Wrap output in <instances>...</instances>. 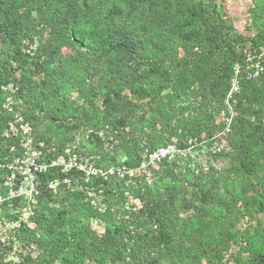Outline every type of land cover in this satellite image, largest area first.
<instances>
[{
  "label": "trees",
  "instance_id": "trees-1",
  "mask_svg": "<svg viewBox=\"0 0 264 264\" xmlns=\"http://www.w3.org/2000/svg\"><path fill=\"white\" fill-rule=\"evenodd\" d=\"M33 1L32 7L36 11H45L43 2ZM97 1L69 0L65 10L50 13L48 23L51 34L59 35L61 39L67 37L65 40L78 53L84 49V52L106 63L100 78L106 89V98H110L106 103L109 108L107 119H114L115 126L123 125L126 115L118 120L110 116L111 111L125 108V101L121 104L112 98H121L120 90L128 88L138 97L148 98L146 119L150 120L154 137L162 139V132L169 130L171 135L166 137L167 141L172 135H180V127L182 135L188 133L198 135V138L202 129H207L206 138L210 139L213 132L205 126V114L212 116L220 111L223 98L231 87L234 67L238 73L243 72L246 59L243 44L249 41L254 47L259 40L264 44V29L260 30L259 38L235 34L232 23L219 12L215 0H121L123 4L112 0L109 5L101 6ZM16 2L18 0H10L15 4L0 9V34L11 37L6 50L8 60L1 62L0 58V134L4 128L8 129L12 115L5 110L4 105L9 103L6 95L11 96V107L21 112L25 104L21 99L26 98V92L23 93L26 75H14L26 59L14 38L21 31L22 22L21 14L15 17ZM250 11L259 16L257 12ZM252 22L257 24L255 18ZM82 23L86 28L79 27ZM2 47L0 44V54ZM40 54L38 52L37 56L31 57L33 69H29L30 72H47V57L41 59ZM7 61L15 63V66L8 67ZM34 82L36 86L45 83ZM28 83L30 86L32 80L29 79ZM9 85L15 89L13 96L7 90ZM190 90L198 93L200 101L196 109L203 113L194 119L174 116L171 114L173 107L161 100H171L172 94L182 96ZM234 98L237 99L238 116L229 121L231 129L227 132L234 151L231 156L235 160L231 169L241 171L242 195L255 191L246 196L242 205L264 212V72L257 80H241L240 91L234 94ZM38 99L29 100L32 102L29 112L23 110L27 119L37 120L34 112ZM255 104L258 105L257 110L252 108ZM39 110L43 112L44 106L39 105ZM158 122L160 126L156 127ZM18 139L19 136L0 135V164L19 153L18 146L10 150ZM38 139L49 142V137ZM117 139L119 145H115L108 164H104L108 153L102 150L104 141H101L100 157L95 162L103 166L104 173L87 181L84 173L76 169L64 174L60 167H51L39 173L40 194L26 221L21 217L26 205L24 202L15 200L12 205L3 204L10 208L9 216L20 221V226H16L14 231V240L23 239L21 231L25 237L41 232L46 239L36 242L42 251L39 259L25 257L18 261L6 259L12 253L14 242L0 241V264H220L223 250L230 246V240L237 242L231 222L237 217L234 209L239 197L225 200L217 198L212 189H200L198 195L189 198L175 188L179 181L176 176L175 183L171 177L161 187L158 186L160 184H147L143 177L133 179L126 170L120 178L116 169L108 172L106 166L118 165L116 154L121 153L126 156L121 163L128 169L135 168L142 148L138 144L140 140L137 142L121 134ZM146 145L153 148L154 139L147 141ZM180 146L186 147L184 144ZM71 152L88 157L95 155L93 150L82 152L79 148ZM60 154L67 157L62 145L47 156ZM3 173L0 167V181ZM201 173L197 174L198 178H202ZM129 177L134 181L125 184ZM54 181L57 182L55 190L49 187V183ZM218 181L213 177L211 187H215ZM97 186L94 191L99 192L97 195L106 205L104 211L94 209L87 201H80L86 190ZM0 192L3 193L4 189ZM125 192L141 201L139 208L124 207ZM66 197L73 199L71 208L64 206ZM111 205H115V212L121 211V214L112 215L109 212ZM190 209L195 210L192 221L178 230L179 210ZM90 219L102 220L111 226L104 233L97 234L88 223ZM140 219L151 222L153 226L141 228L144 223ZM248 246L251 247L250 261L243 262L241 258L244 248H238L234 259L239 264H264V234H258ZM49 252L54 256L48 257Z\"/></svg>",
  "mask_w": 264,
  "mask_h": 264
},
{
  "label": "rangeland",
  "instance_id": "rangeland-1",
  "mask_svg": "<svg viewBox=\"0 0 264 264\" xmlns=\"http://www.w3.org/2000/svg\"><path fill=\"white\" fill-rule=\"evenodd\" d=\"M38 1L45 4L43 7L45 11H36L32 7L34 5L33 0H18L16 2L15 12L17 13H15V17L21 14L22 22L21 31L14 36L26 58L23 67L14 72L16 77L20 73L26 75V88L23 90V93L26 92V98L21 99V102H25L26 105L23 104V107H21L22 112L24 110L27 113L32 108V102L29 101L31 98H40L38 99V107L34 112L37 120L28 118L32 121L34 143L44 142L56 150L62 145L64 146V152L77 148L82 152L93 150L95 155H92V157L82 155L88 160L89 164L102 171L103 166L100 167L95 162L100 157L101 141H104L102 150L108 153L104 157V164H108L111 163L115 145H119L117 137L120 134L131 137L137 142L140 140L138 144L142 149L135 168L128 169L121 163L126 159V156L117 153L118 165L106 166L107 171L110 172V170L116 169L118 177L121 178V172L128 170L129 176H133V179L136 176V178L143 177L147 184H160L158 185L160 187L166 183L167 179L172 177V181L175 183L177 178L179 181L178 184L175 183V188L177 187L180 190L179 192L186 194L189 198L198 195L200 189H212L217 198H224L225 200L239 197L234 209L237 217L231 222L232 229L237 234V242L230 240V246L223 250L220 264H239L233 257L238 248H244L240 249L243 262L250 261L252 257L251 247L248 244L258 234H264V212H258L254 208L242 205L246 196L255 191L247 192L246 196L241 193L242 175L241 171L231 169L235 160L231 156L234 151L229 143L227 132L231 129L229 121L238 116L237 99L234 98V94H238L240 91V81L244 79L257 80L264 72V44L261 43V40L254 47L251 46L249 41L243 44V52L246 56L243 72L238 73L237 67H234L230 78L231 87L223 98L222 108L212 116L205 114V126L212 130L213 136L210 139L206 138L207 129H202L199 138L198 135L188 133L182 135L179 127L178 134L180 135H172L169 140L165 141L166 137L171 135L169 130L162 132V139L154 137L150 120L146 119L148 115V98H140L128 88L120 90L121 98H112L118 103H124L125 101L126 107L111 111L110 116V118L118 120L126 115L123 119V125L115 126L114 119L110 121L107 119L109 108L106 103L110 98H106V89L100 78L106 63L99 61L90 53L84 52V49L81 50L82 53H78L74 50V47L68 44L67 37H65V40L64 38L61 39L59 35L51 34L50 24L48 23L50 13L65 10L69 0ZM111 1L99 0L97 3L98 6L109 5ZM119 1L123 4L121 0ZM215 2L222 16L232 23L235 34L240 33L246 37H260V30L264 29V0H215ZM14 4L10 3V0H0V9ZM250 10L257 12L259 16H255ZM253 18L256 19L257 24L252 22ZM79 27L83 29L86 28V25L82 23ZM234 33L232 34L235 35ZM0 44L3 46V51L0 54L1 62H5L8 60L6 50L11 44V37L0 34ZM149 49H146V52ZM38 52H41V59L43 56L47 57L45 63L47 64V72L44 70L30 72L33 69L30 66L31 57L37 56ZM9 62L7 61L8 64ZM11 66H15V63L12 62L8 65V67ZM260 68L262 69L260 70ZM62 70L63 73H61ZM256 70L258 73H256ZM29 79L32 80L30 86ZM34 81L45 83L36 86ZM7 88L12 96L15 95L14 87L9 85ZM7 95L5 99L11 101V96ZM174 95L175 93L171 95V100L161 98L162 101L173 107L171 114L174 116L194 119L202 113L196 109L200 101L197 92L190 90L182 96L176 97ZM110 97H113V93H110ZM241 98L247 105L244 97ZM39 105L44 106L45 111H40ZM252 108L257 110L258 105L255 104ZM249 110H252L251 107ZM167 111L169 110L167 109ZM248 112L251 113V111ZM26 113L23 114L26 116ZM173 122L174 119L171 117V123ZM159 124V122L156 123V127H159ZM7 131V128H4L0 135L6 136L5 132ZM42 137H49L48 144L43 139H38ZM151 139H154L155 146L150 149L146 144ZM181 144L186 147L183 148V146H180ZM161 150L165 152V155L162 154ZM200 172H202V178L197 177ZM259 173L261 174V170H259ZM213 177L219 179L215 187H211ZM133 179L129 177L125 184L134 181ZM194 184H197V186ZM94 189H98V186L86 190L85 196L80 201H87L94 209L98 208V210L104 211L107 207L101 197L97 195L99 192H95ZM125 195L124 207L137 209L142 204L138 198L132 197L128 192H125ZM72 201L71 197H66L64 206L71 208ZM115 211V205H111L109 212H112V215L121 214V211ZM194 212V209L179 210L176 228L182 230V227H187L192 221ZM9 213L10 208L5 205L0 206V239L3 238V241H0L3 243L14 242L12 253L6 259L17 261L25 257L33 260L39 259L42 251L38 248L36 242H43L46 237L41 232H34L28 238L21 231L20 234L23 239L14 240L17 219L9 216ZM31 221L35 224V221ZM140 222L144 223L141 228L153 226L151 222L145 219H140ZM88 223L97 234L104 233L107 227L111 226L102 220L96 222L94 219H90ZM260 239L261 237L258 243ZM47 256L52 257L54 254L49 252Z\"/></svg>",
  "mask_w": 264,
  "mask_h": 264
},
{
  "label": "built area",
  "instance_id": "built-area-1",
  "mask_svg": "<svg viewBox=\"0 0 264 264\" xmlns=\"http://www.w3.org/2000/svg\"><path fill=\"white\" fill-rule=\"evenodd\" d=\"M256 73H258L257 70ZM10 103L9 100V103L4 105L5 110L12 114L5 135L19 136L18 142L15 143L16 141H14L10 146V150H14L18 146L19 153L0 164L4 172L0 181V190L4 189L3 193L0 192V206L5 203L12 205L15 200L24 202L26 205L22 209L21 217L23 221H26L33 212L32 209L37 203V196L40 194L39 173L45 172L51 167H60L64 174L76 169L84 173V180L87 181L92 176H97L103 172L94 168L83 155H78L76 152H65L67 157L64 154L48 157V153L54 151V148H49L44 142L34 143L31 121L20 110L13 109ZM161 151L165 155V152ZM126 171L129 173L128 170ZM124 172L125 170L121 172V176ZM64 181L68 182L67 177H64ZM56 183V181L50 182L49 187L55 190ZM15 226H20L19 220L16 221ZM0 240L3 241V238Z\"/></svg>",
  "mask_w": 264,
  "mask_h": 264
}]
</instances>
